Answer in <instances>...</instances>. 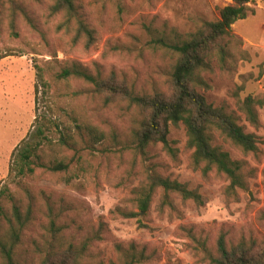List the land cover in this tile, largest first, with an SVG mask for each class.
Here are the masks:
<instances>
[{"label":"rangeland","instance_id":"374dc122","mask_svg":"<svg viewBox=\"0 0 264 264\" xmlns=\"http://www.w3.org/2000/svg\"><path fill=\"white\" fill-rule=\"evenodd\" d=\"M16 1L40 29V33L34 31L19 15L18 37L11 35L5 19L0 30V54H12L0 60V190L9 187L15 198L24 201V212L30 202L27 190L35 198L34 221L17 249L19 264H38L36 247L54 234L47 216L48 197L60 213L56 222L65 247L89 242L84 264L116 263L115 246L128 248L132 243L147 247L152 256L147 264H208L191 247L194 244L187 233L191 228L208 239L213 249L220 231L228 232L233 241L264 238V0H251L254 13L238 20L232 29L243 41L241 48L250 60L230 69L217 66L214 73L206 75L208 102L215 107L226 104L238 114L246 131L258 137L256 156L244 155L223 139L217 141L234 160H245L257 169L249 191L240 192L239 202L225 197L229 181L224 175L213 171L204 177L192 168L193 151L188 148L182 123L172 125L169 135L177 159L173 160L163 144L151 145L142 153L133 137L140 116L136 109L109 102L82 82L57 79L61 69L75 61L103 78L116 73L138 93L165 92L175 63L165 43L186 40L205 21H217L232 0H77L84 19L96 32L90 48L85 38L76 43L74 32L58 30L64 19L51 14L52 0ZM38 67L45 70L47 88ZM248 97L259 103V130L251 127L240 111L241 102ZM39 116H46L61 129L62 125L74 126L76 120L90 123L106 139L90 151L83 150L81 159L75 157L68 173H42L18 185L11 173L14 154L33 140ZM50 132L56 138L60 130L50 124ZM73 156L74 152H69L67 157ZM154 172L197 191L206 203L184 201L174 194L172 209L164 204V191L159 188L149 211L142 213L137 190ZM4 206L9 209L11 203L5 201ZM128 213L137 216H123ZM0 264H5L1 253Z\"/></svg>","mask_w":264,"mask_h":264},{"label":"trees","instance_id":"16d2710c","mask_svg":"<svg viewBox=\"0 0 264 264\" xmlns=\"http://www.w3.org/2000/svg\"><path fill=\"white\" fill-rule=\"evenodd\" d=\"M51 14L61 15L64 21L58 26L59 31L74 32V41L78 43L85 38L87 48L95 42L96 32L84 19L77 0H52ZM251 0H232V4L220 11L217 21H205L198 30L186 40L175 43H165V48L174 56V66L169 80V89L153 94L138 93L133 85L121 79L116 73L108 78L94 74L89 68L78 62H70L57 74L59 80H75L91 87L95 95H103L107 101L126 103L136 109L140 116L133 137L136 148L145 153L151 145L163 144L173 160L177 159V151L169 145V135L172 125L182 123L188 136V148L193 151L192 168L201 171L208 177L215 171L224 175L228 181L224 195L230 202H239L240 192H248L250 182L256 176L257 169L245 160H234L219 139L230 143L244 155H257L260 151L258 137L248 133L241 125L240 117L230 111L224 104L215 107L208 102L204 93L210 89L206 75L212 74L215 68L230 69L240 61H249V54L241 47L243 41L233 34V26L238 20H245L249 13H254L249 4ZM22 15L31 28L40 33L38 25L16 0H0V30L7 20V26L13 37H18L17 19ZM11 53L0 54V60L11 56ZM39 76L44 88L46 82L45 70L41 67ZM258 101L252 97L246 98L240 104V111L246 121L256 130L261 127ZM39 127L31 142L17 148L12 166L13 181L18 179V185L27 179H35L42 173H68L75 157L82 158L83 150L90 151L106 139V135L97 126L90 123H80L76 120L74 126H60L46 116L36 118ZM55 124L60 130L58 137L48 134L49 126ZM74 156L68 159V153ZM22 186V185H21ZM164 191V204L174 209L171 197L176 194L184 201L194 200L199 205L206 203L203 195L189 190L186 185L171 178H165L154 172L148 176L145 186L137 190L138 208L142 213L150 209L156 191ZM30 202L23 211L24 201L15 198L9 187L0 190V253L5 264H19L16 260L17 249L21 244L23 234L34 221L35 198L27 190ZM47 216L50 219L51 240L42 246H37L38 264H84L89 242L81 247L68 245L61 240L62 229L57 220L60 213L52 204V199H46ZM9 201L11 207L6 209L4 202ZM64 208H62V212ZM264 220V212L261 213ZM128 218L137 216L133 213L123 214ZM191 247L208 264H264V238L242 237L239 241L229 238V233L220 231L214 249L208 239L195 233L193 228L187 229ZM58 242V245L55 242ZM115 249L119 261L113 264H147L152 259L147 247H138L135 243L127 248L117 244Z\"/></svg>","mask_w":264,"mask_h":264}]
</instances>
